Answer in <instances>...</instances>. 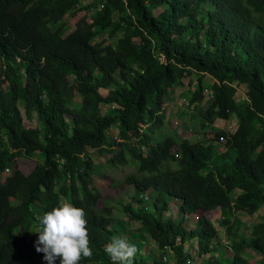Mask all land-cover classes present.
Masks as SVG:
<instances>
[{"label": "trees", "instance_id": "1", "mask_svg": "<svg viewBox=\"0 0 264 264\" xmlns=\"http://www.w3.org/2000/svg\"><path fill=\"white\" fill-rule=\"evenodd\" d=\"M82 2L0 0V176L17 158L43 156L30 176L18 172L2 184L0 264H46L30 239L34 206L45 214L62 195L87 214L93 256L80 264H112L105 249L113 236L138 242L94 186L99 167L88 151L116 146L108 164L137 171L126 184L138 208L128 203L123 210L163 251L158 260L143 257L137 243L134 264H166L168 254L174 264L206 256L207 264H226L215 256L221 238L209 213L264 207V0H92L77 8ZM83 11L67 36L53 30L69 12ZM115 35L116 44L108 43ZM193 74L199 77L192 104L204 99L205 77L214 80L200 130L218 119L237 120L234 133H217V141L225 140L222 154L208 141L156 140L166 97ZM237 85L246 88V100L236 99ZM112 127L117 145L107 137ZM151 191L158 194L153 211L143 199ZM170 200L178 204L175 219L163 217ZM198 212L189 231L185 218ZM221 226L232 234L225 219ZM193 241L194 254L186 251ZM248 249L264 258V217L249 237L232 239L234 256L225 261L249 264Z\"/></svg>", "mask_w": 264, "mask_h": 264}, {"label": "rangeland", "instance_id": "2", "mask_svg": "<svg viewBox=\"0 0 264 264\" xmlns=\"http://www.w3.org/2000/svg\"><path fill=\"white\" fill-rule=\"evenodd\" d=\"M92 2V0H84L81 5L77 8H82L83 6H87ZM164 10V7H160L155 10V14L158 16ZM87 15V11L79 12L77 14H73V12H69L64 20L53 26V30L62 29V33L64 36H67L71 32L75 30L76 24L83 17ZM119 37L117 35L112 36L108 39V43L116 44L117 39ZM100 38H97L96 41H99ZM135 43H139V39H134ZM198 75L193 74L191 77L185 79L184 87L180 89L171 90L168 97L165 99V122L160 132H158L155 137L157 141H161L164 138L171 136L180 140V138L187 139L193 143L198 141H208L211 145H213L218 152V154L224 153V148L222 147L225 143V140L217 141V133L219 131H224L226 133H234L237 130L238 123L234 116H232L228 120L218 119L213 125H208L205 129L200 130V112L203 108H206V105L210 103L211 100V87L214 84V80L210 76H206L204 79V99L199 104H192L190 102L191 94L196 89V85L198 82ZM238 86V85H237ZM101 95L103 97L108 96V92L106 90L101 91ZM236 99L238 101L246 100V88L244 86H238V91L236 94ZM76 103L80 104V99L76 100ZM20 108L23 112L24 118L25 116V105L22 102ZM112 107L103 104L102 112L105 115H110ZM39 122L35 118L33 121L34 126H38ZM107 137L115 142V145L119 143L118 140V128L112 127L108 133ZM208 143V144H209ZM118 148L112 149L107 152L106 150L99 152L90 150L88 154L92 157L94 163L98 165L99 168L96 170L95 182L94 186L96 189L102 194L105 202L110 204L114 208V214L118 219L124 220L128 227V231L131 232L136 239H138L137 243L142 247L143 257H150L153 260L160 259L163 251L160 250L157 243L154 242L148 235H142L139 232L140 224L136 222H131L128 220L127 215L124 212V206L128 203H132L134 197H136V191L133 186H129L126 184L127 179L132 175H137L136 168L132 165H117L110 166L108 164L109 159L112 155L117 152ZM177 152V149H174ZM232 159L235 158L236 152L230 151L228 152ZM43 156L38 153L34 158H17L13 164V167L7 170L0 176V201L3 198L2 193V184L8 176H12L16 173H22L25 176H30L36 168V165L42 161ZM158 194L154 191L149 192L144 196L145 205L150 210H154V204L157 200ZM141 198V197H140ZM62 200L70 202L69 197L64 195L61 196ZM135 208H138L137 203H132ZM162 206L161 204H159ZM34 210L36 212V220L33 223L32 230L30 233V239L37 240L38 235L36 232L40 228L38 218L43 216L42 211H40L38 204H35ZM178 216V204L172 200L168 201V210L163 213V217L165 219H175ZM200 213H195L191 215H187L185 218V225L189 231H192L197 226L198 217ZM209 218L215 224L216 229L218 230V235L221 238V244L218 251L215 253V256L224 259V263H227L225 260L234 256L232 251L230 250V245L232 243V239L234 238H244L249 237L252 232V228L255 224L259 223L264 217V207L260 208H252L251 212H237L230 213L223 211L221 209H217L209 213ZM227 221L230 226L234 227L232 234H229L228 226H221L222 221ZM124 236V235H123ZM131 236V235H130ZM124 238H126L124 236ZM130 238V237H128ZM127 239V238H126ZM135 241V240H134ZM134 243L138 248V244ZM189 247V248H188ZM197 241H193L187 245V252L194 254V251L197 250ZM244 259L249 264H264V258L255 253L253 250L248 249L243 255ZM209 256L206 258L198 259V264H207ZM164 262L166 264H174V259L171 254L166 255L164 258Z\"/></svg>", "mask_w": 264, "mask_h": 264}, {"label": "clouds", "instance_id": "3", "mask_svg": "<svg viewBox=\"0 0 264 264\" xmlns=\"http://www.w3.org/2000/svg\"><path fill=\"white\" fill-rule=\"evenodd\" d=\"M40 228L35 248L46 264H80L93 256L87 214L62 200L58 207L38 218ZM112 264H134L140 249L124 237L113 236L105 249Z\"/></svg>", "mask_w": 264, "mask_h": 264}, {"label": "crops", "instance_id": "4", "mask_svg": "<svg viewBox=\"0 0 264 264\" xmlns=\"http://www.w3.org/2000/svg\"><path fill=\"white\" fill-rule=\"evenodd\" d=\"M102 91V90H101ZM108 92V91H107Z\"/></svg>", "mask_w": 264, "mask_h": 264}]
</instances>
